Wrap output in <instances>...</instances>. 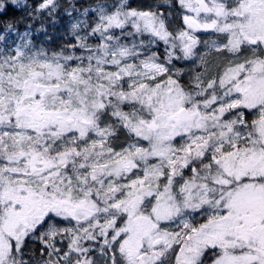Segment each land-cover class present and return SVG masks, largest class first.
Returning <instances> with one entry per match:
<instances>
[{"label": "snow or ice", "instance_id": "1", "mask_svg": "<svg viewBox=\"0 0 264 264\" xmlns=\"http://www.w3.org/2000/svg\"><path fill=\"white\" fill-rule=\"evenodd\" d=\"M0 264H264V0H0Z\"/></svg>", "mask_w": 264, "mask_h": 264}]
</instances>
